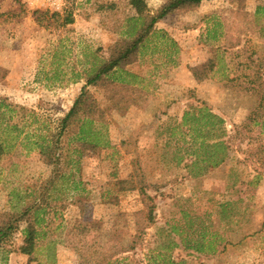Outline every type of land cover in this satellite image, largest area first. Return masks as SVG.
I'll return each mask as SVG.
<instances>
[{"label":"rangeland","instance_id":"374dc122","mask_svg":"<svg viewBox=\"0 0 264 264\" xmlns=\"http://www.w3.org/2000/svg\"><path fill=\"white\" fill-rule=\"evenodd\" d=\"M167 1L146 3L156 13ZM259 7L264 0H206L160 20L139 61L116 75L147 93L140 107L115 109L105 89L90 87L108 109L107 123L92 125L101 147L57 167L75 178L62 194L52 191L63 200L49 202L50 232L39 251H19L23 224L0 264H264ZM135 15L128 0H0V98L14 110H0V212L22 209L29 191L48 185L56 166L40 160L33 135L70 111L85 70L121 36L112 30ZM219 56L233 70L197 82L191 69ZM195 109L221 117L226 135L183 125ZM219 141L227 158L214 167L224 152ZM147 206H154L152 225L138 215Z\"/></svg>","mask_w":264,"mask_h":264},{"label":"trees","instance_id":"16d2710c","mask_svg":"<svg viewBox=\"0 0 264 264\" xmlns=\"http://www.w3.org/2000/svg\"><path fill=\"white\" fill-rule=\"evenodd\" d=\"M203 1L206 0H168L156 13H152L148 10L146 0H128V4L135 9L136 15L124 18L121 22L116 20V22L120 23L115 26L116 29L112 30V32L121 36L109 48L108 57L91 63L85 70L81 77L84 80V86L73 107L64 117L58 120L56 127L52 129V126L43 123L36 131L37 134L33 135L32 143L38 152L40 160L45 164L55 165L56 169L52 171L46 187L40 190L33 189L27 193L26 204L22 209L12 212H0V252L12 239L13 235L20 231V227L23 224L25 225L22 230L23 244L19 251L29 257L39 251L42 246L41 243L50 232L51 222L46 218L49 215V202L52 200H63L62 197H55V193L62 194L60 190L67 189V186L71 184L72 180L74 182L75 178L71 171L63 172L57 170V167L61 164H67L68 166H71L72 163L76 164L77 161L73 160V156L78 155L80 158L83 156L84 150L101 147L98 140L93 138L96 134L92 125L94 123L106 124V112L108 109H104L101 106L89 92V88L105 89L110 106L115 109H127L131 106L140 107L138 100H142V98L143 102H147V93L128 82L116 79V75L121 72L126 73L139 61L141 52L145 49L150 39L156 35L157 25L160 20L164 19L175 9L191 10ZM261 13H264V7L257 8L255 15L258 16ZM262 31H264V26ZM220 56L219 63L210 61L197 68H192L194 79L197 82H202L210 78V73L214 77L213 72L227 71V69L232 71L234 65L231 67V64H222L223 56L221 58ZM199 69L203 71V76H199ZM5 75L6 71L0 68V82L5 78ZM11 107L6 99L0 98V110L6 108L7 112L12 113L14 110H10L12 109ZM194 111L195 113L185 112L182 120L183 125L189 122H198L196 124L199 127L203 126L209 130H219V139L226 135L225 123L221 117L214 115L207 109H199L197 114L196 109ZM64 145L66 146L65 148ZM221 148L224 152L219 153V161L215 162L214 167L222 165L227 158V153H225L227 146L224 141H219V149ZM72 184L74 185V183ZM73 189L77 190V188ZM143 194L145 195V200H151L145 193ZM147 207V211H141L138 215L146 218L148 225H152L154 222V206ZM224 241L225 238L219 236V244ZM49 244L53 245L51 242ZM175 247H177V244L174 243L172 248ZM111 264H121V262L116 260Z\"/></svg>","mask_w":264,"mask_h":264},{"label":"crops","instance_id":"0c3cea01","mask_svg":"<svg viewBox=\"0 0 264 264\" xmlns=\"http://www.w3.org/2000/svg\"><path fill=\"white\" fill-rule=\"evenodd\" d=\"M136 87H138V86H136ZM138 88H140V87H138ZM141 90H142V88H140Z\"/></svg>","mask_w":264,"mask_h":264}]
</instances>
